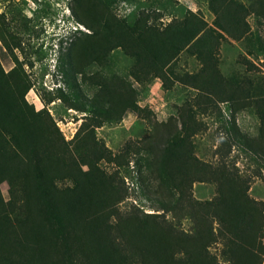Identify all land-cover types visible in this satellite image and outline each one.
<instances>
[{
  "label": "trees",
  "instance_id": "obj_1",
  "mask_svg": "<svg viewBox=\"0 0 264 264\" xmlns=\"http://www.w3.org/2000/svg\"><path fill=\"white\" fill-rule=\"evenodd\" d=\"M207 4L214 15L210 25L191 11L163 25L160 13L140 11L129 23L109 13L101 0H73V13L88 32L75 36L68 52L60 55L66 90L57 88L45 101L60 98L68 108L84 113L69 140L47 109L35 110L25 100L32 82L23 62L14 57L15 66L8 71L0 66V183L8 184L18 205L17 214L8 215L0 193V264H262L264 203L248 197L249 180L224 161L211 167L198 160L191 135L199 126L191 124L188 112L180 127L164 129L153 144L155 157L141 156L136 171L137 192L158 203L155 211L172 212L174 221L140 208L121 215L117 204L128 194L123 178L98 164L123 158L119 164L128 165L124 157L131 153L129 145L113 154L97 140L95 128L118 122L128 109L139 114L141 89L134 88L132 80L140 85L156 76L169 87L164 69L181 50L205 59L204 68L212 72L215 53L227 36L244 39L246 53L261 55L264 62V39L251 36L245 20L248 7L238 0ZM250 5L264 19V0ZM1 22L3 46H20L17 33ZM116 48L133 59L131 68L116 66L111 55ZM91 64L97 68L88 74L84 68ZM200 73L205 95L236 100L220 78ZM247 91L262 102L257 137L241 133L232 120L225 126L227 141L264 153V78ZM60 180L70 185L61 188ZM195 181L215 183L217 196L192 199ZM184 212L195 222L194 234L178 229L176 218ZM212 241L220 243L222 261L208 253Z\"/></svg>",
  "mask_w": 264,
  "mask_h": 264
},
{
  "label": "rangeland",
  "instance_id": "obj_2",
  "mask_svg": "<svg viewBox=\"0 0 264 264\" xmlns=\"http://www.w3.org/2000/svg\"><path fill=\"white\" fill-rule=\"evenodd\" d=\"M238 1H242L249 9L245 20L251 36L259 35L264 39V19L252 12V0ZM101 3L109 13L129 23L140 11L150 16L160 13L159 21L163 25L172 19H181L188 11L199 14L209 25L214 20L207 0H101ZM72 5L73 0H0L1 23L7 24L9 30L16 32L20 38V46L10 50L3 46L0 40V66L4 71H8L15 66L14 57L23 62L22 68L32 82L25 94V100L32 104L35 110L43 107L47 109L65 140L74 137L84 113L68 108L60 98L45 101L55 94L57 88L66 90L59 69L60 55L68 52L75 36L88 32L76 19ZM111 55L118 68L127 70L132 67L133 59L126 56L121 49H113ZM243 57L249 63H244ZM215 59L214 70L211 72L204 68L207 63L205 59L201 60L196 55L181 50L164 69L171 80L169 87H164L161 79L156 76H149L140 85L132 80L134 88L138 86L141 89L137 101V106L141 108L139 114L128 109L118 122L103 123L95 128L97 140L113 154L124 152L126 145L131 149V153L124 157L128 163L127 167L125 161L124 164H119L123 158L120 162L104 160L98 163L106 172H117L127 187V196L117 204L121 215H130L132 208L134 211L140 208L145 213H157L160 216L163 214L164 219L168 221L175 220L172 212L155 211L158 203L142 197L137 192L136 171L141 156L146 155L148 159L155 157L153 144H158L157 137L167 127H180L187 112L193 121L191 124L196 123L199 126L191 135L193 153L198 160L211 167L224 161L230 169L236 170L249 180L248 197L264 203V153L259 151L256 154L240 144L229 143L227 139L230 135L225 129V126H228L226 122L233 120L241 133L257 137L263 111L262 102L247 90L250 91L251 86L264 78L263 58L261 55L246 53L244 39L236 40L227 36L220 42ZM96 68L92 64L86 65L84 71L89 74ZM200 72L204 78L206 72L212 77L220 78L226 84L227 93L234 94L236 100L217 101L211 92L205 95L206 86L198 82ZM78 77L76 75V79ZM84 90L91 95L92 90L89 87H84ZM207 98H210V101ZM205 102L209 104L206 105ZM57 185L63 188L70 185V181L60 180ZM0 193L6 213L15 216L18 205L10 197L9 186L4 181L0 183ZM191 195L192 199L199 201L213 199L217 196V186L211 182L195 181L191 185ZM177 219L181 232L186 235L195 233V222L191 221L185 212ZM213 227V230H216V223ZM262 232L261 241L264 244V222ZM210 244L208 253L214 255L216 260L222 261L220 243L212 241ZM261 259L264 264V254Z\"/></svg>",
  "mask_w": 264,
  "mask_h": 264
}]
</instances>
